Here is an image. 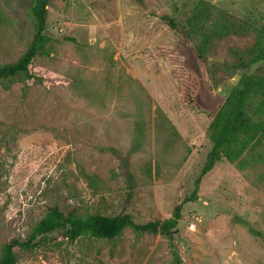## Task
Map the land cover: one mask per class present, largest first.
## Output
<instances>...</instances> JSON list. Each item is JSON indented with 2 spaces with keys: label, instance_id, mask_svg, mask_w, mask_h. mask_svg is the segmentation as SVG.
I'll use <instances>...</instances> for the list:
<instances>
[{
  "label": "rangeland",
  "instance_id": "1",
  "mask_svg": "<svg viewBox=\"0 0 264 264\" xmlns=\"http://www.w3.org/2000/svg\"><path fill=\"white\" fill-rule=\"evenodd\" d=\"M198 3L246 27L214 40L205 67L183 31ZM28 7L0 0V65L31 38ZM45 32L30 65L41 82H0V255L53 206L142 224L181 204L180 264H264V144L217 162L192 194L208 125L245 72L235 51L264 54V0H51ZM247 72H264V60ZM174 250L125 228L112 240L52 232L15 252L16 264H172Z\"/></svg>",
  "mask_w": 264,
  "mask_h": 264
},
{
  "label": "trees",
  "instance_id": "2",
  "mask_svg": "<svg viewBox=\"0 0 264 264\" xmlns=\"http://www.w3.org/2000/svg\"><path fill=\"white\" fill-rule=\"evenodd\" d=\"M28 15L32 34L26 48L15 62L0 65V82L12 80H34L42 78L30 70L32 60L46 52L51 38L46 34L48 5L51 0H28ZM142 4L144 0H134ZM161 20L171 28H175V20L166 15ZM246 30L242 22L233 21L228 14L215 13L214 8L204 3L195 5L192 13L185 18L183 31L185 37L193 42L196 58L204 67L207 54L214 40L230 35H241ZM234 68H244L239 84L223 99L220 107L213 115L207 129L210 148L206 153L203 165L194 182V195L199 182L213 166L222 159L230 163L239 160L246 153L264 144V72H247L248 69L264 60V54L254 50L235 51ZM252 100H256L252 103ZM141 134V130L138 132ZM92 181L95 177L86 175ZM128 182L131 175L128 174ZM191 200V198L184 199ZM181 218V204L177 205L168 220L135 223L128 214L104 215L99 213L79 215L76 211H61L57 206L50 207L46 214L36 223L26 240L13 239L4 244L0 255V264H16L15 249L28 250L36 246V238L52 232H63L69 242L81 237L112 240L125 228L137 234H160L168 240L174 250V237L178 221ZM174 262L180 264L181 259L172 251Z\"/></svg>",
  "mask_w": 264,
  "mask_h": 264
}]
</instances>
